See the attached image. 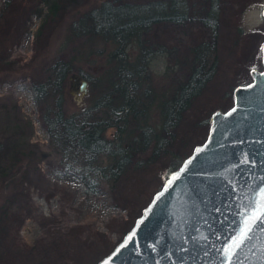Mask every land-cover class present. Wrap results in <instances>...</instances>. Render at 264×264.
Wrapping results in <instances>:
<instances>
[{
	"label": "trees",
	"instance_id": "obj_1",
	"mask_svg": "<svg viewBox=\"0 0 264 264\" xmlns=\"http://www.w3.org/2000/svg\"><path fill=\"white\" fill-rule=\"evenodd\" d=\"M164 2L104 0L79 16L72 24L77 32L82 31L91 38L99 35L107 41L106 45L109 42L114 43V47L108 51L109 60L102 64L99 74L97 76L85 74L90 83L99 82L96 93L90 97L91 103L67 113L65 82L72 69V62L63 53L53 56L49 65L43 69V75L32 80L41 108V119L50 131L49 145L56 149L66 147L67 151L74 152L76 159L81 163V175L86 186L94 191L107 187L115 202L130 211V217H113L108 221L109 228L118 232L119 238L130 227L171 170L195 144L192 141L193 136L190 138L180 133L178 126L193 98L212 75L218 59V41L221 35L220 9L218 7L215 10L212 1L208 0L203 6V11L191 19L198 20L201 26L211 30L210 38L201 39L193 48V59L197 62L192 64L186 77L180 80L170 93L165 90L163 92L154 90L148 106L145 108L141 104L139 87L146 78L145 71L150 56L147 53L148 49L142 48V52L132 57L127 48L140 37L141 33L166 17L183 21L181 19L185 17V12L179 3L176 0H169L168 7H165ZM33 3L31 0H21L20 4H16L13 0H5L4 10L2 9L0 14V46H5L11 36L16 35L17 40L20 38V29H15V22L13 24L11 21L8 22L6 16L8 12L13 10L14 19L19 20ZM144 3L150 6L149 10L141 8ZM155 3H158L159 7L157 12H154L153 8ZM57 5L55 2L53 7L56 8ZM227 5L230 12L236 10L232 3L229 2ZM244 6L245 3L241 8ZM48 36L50 32H44L38 43ZM142 40L141 38L140 41ZM103 105L107 106L106 111ZM16 110L20 119H23V113H20L18 108ZM155 115L157 119L153 123L151 118ZM194 120L198 124L203 122L204 118L202 116ZM110 126L116 127L113 135L107 134ZM28 128L27 121L23 129ZM197 128L198 126L195 129ZM31 131L32 128L22 141V146L30 150L31 155L24 164L21 162L19 165L22 174L17 179L13 200L17 209L11 213L18 215L19 218L7 237L12 244V251L6 256L7 262L95 264L119 238L114 239L110 232L97 228L91 221L70 222L64 216V208L50 215H41L43 232L33 242L25 240L20 233V225L25 217L32 214L29 208L33 206L35 208L31 194L34 176L38 173V178L47 179L40 169V161L49 158L50 155L48 150L41 148L40 142L31 139ZM189 143L190 151L187 149L185 151V145ZM103 152L111 154L113 160L108 163L101 161L100 155ZM169 154L172 156L165 160L164 156ZM12 158L10 153L1 152L0 168L2 170L11 168ZM159 162L161 165L159 177L162 181L150 193L152 180L151 177L148 178L145 168L147 170L153 168V165ZM25 176L26 182L23 181ZM44 180L43 188L49 194L58 190V184L46 185ZM19 181H22L20 186ZM36 182L38 183L39 179Z\"/></svg>",
	"mask_w": 264,
	"mask_h": 264
},
{
	"label": "rangeland",
	"instance_id": "obj_2",
	"mask_svg": "<svg viewBox=\"0 0 264 264\" xmlns=\"http://www.w3.org/2000/svg\"><path fill=\"white\" fill-rule=\"evenodd\" d=\"M31 1L34 2L33 5L29 6V11L20 16L19 20L14 19L13 10L5 14L8 22H15V29H20V38L17 40L16 35L11 36L5 46H0V153L5 151L13 156L11 168H0V264L10 263L7 262L6 256L11 253L12 244L7 237L19 218L11 213L17 209L13 200L17 179L22 174L19 165L21 162L24 164L31 155L30 150L22 146V141L29 135L31 128V139L40 142L41 148L50 152L49 158L40 161V169L47 176V179L43 180L46 185L58 184L59 188L49 194L43 188V180L38 178V173L35 174V181L31 186L35 208H29L32 214H28L20 225V233L25 240L33 242L43 232L41 215H50L62 208L65 210L64 216L70 222L91 221L97 228L110 232L116 240L119 233L109 228L108 221L113 217H130L128 208L116 203L107 187L94 191L86 186L81 175V163L76 159L74 152L67 151L66 147L56 149L49 145L50 131L41 119L39 100L32 84L34 77L43 75V69L49 65L51 58L63 53L72 62V69L65 82L67 113L92 102L90 97L96 93L99 82L93 84L89 81L88 92L83 93L76 74L83 77L85 74L97 76L102 70V64L109 60L108 51L114 47V43L109 42L106 45L107 41L99 35L91 38L82 31L77 32L72 24L79 16L104 0ZM163 1L165 7H168L169 0ZM207 1L176 0L185 12L182 22L166 17L141 33L140 37L128 46L127 50L132 57L142 52V48L148 49L150 56L145 71L146 78L139 87L141 104L145 108L151 102L154 90L170 93L172 88L186 77L192 64L197 62L193 59V48L201 39L208 40L211 30L201 26L198 20L191 19L203 11ZM211 1L215 10L218 7L221 10L217 64L205 86L193 98L178 126L179 132L190 138L193 136L192 141L195 143L202 141L206 136L211 111L216 107L227 108L233 101L234 85L251 79L252 66H263L261 45L264 39V17L261 7L264 0H221V5L220 0ZM13 2L20 4L21 0ZM55 2L58 3L56 8L53 7ZM229 2L236 8L234 12L229 11ZM244 3V8H241ZM4 4L5 0H0V14ZM155 4L154 12H157L158 3ZM141 8L149 10L150 6L144 3ZM47 31L50 36L38 43L40 36ZM102 107L104 111L107 110L106 105ZM16 108L23 113V119H20ZM202 116L204 121L196 124L194 119ZM151 119L154 123L157 116ZM27 121L29 128L24 130ZM115 128L108 127L107 134L113 135ZM190 148V143L185 145V151H190ZM171 156H164V159L167 160ZM100 159L108 163L113 160V156L103 152ZM153 166L148 170L145 168L148 178L151 177L152 180L150 193L162 181L159 177L160 162ZM23 181L26 182V176ZM21 184L22 181H19L18 185ZM24 264L32 262L25 261Z\"/></svg>",
	"mask_w": 264,
	"mask_h": 264
},
{
	"label": "water",
	"instance_id": "obj_3",
	"mask_svg": "<svg viewBox=\"0 0 264 264\" xmlns=\"http://www.w3.org/2000/svg\"><path fill=\"white\" fill-rule=\"evenodd\" d=\"M261 60L95 264H264V40ZM76 77L88 92V78Z\"/></svg>",
	"mask_w": 264,
	"mask_h": 264
},
{
	"label": "snow or ice",
	"instance_id": "obj_4",
	"mask_svg": "<svg viewBox=\"0 0 264 264\" xmlns=\"http://www.w3.org/2000/svg\"><path fill=\"white\" fill-rule=\"evenodd\" d=\"M183 171H184V170L181 169V172H183ZM175 179H176V177H172L171 180H170V183H171L172 181H174ZM242 231H243V230H242ZM248 231L251 232V229H248ZM247 239H250V236L245 235V236H244V239H242L241 242H240V244L237 245V248L239 249L240 247H242V245L245 243V241H246ZM122 247H123V245H122ZM118 251H119V250H118Z\"/></svg>",
	"mask_w": 264,
	"mask_h": 264
},
{
	"label": "flooded vegetation",
	"instance_id": "obj_5",
	"mask_svg": "<svg viewBox=\"0 0 264 264\" xmlns=\"http://www.w3.org/2000/svg\"><path fill=\"white\" fill-rule=\"evenodd\" d=\"M220 15H221V10H220ZM264 40V39H263ZM263 42V41H262Z\"/></svg>",
	"mask_w": 264,
	"mask_h": 264
}]
</instances>
